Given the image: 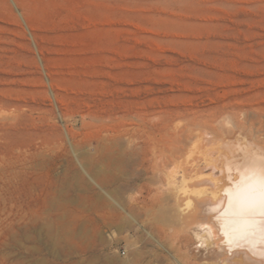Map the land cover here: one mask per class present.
<instances>
[{"label":"rangeland","instance_id":"374dc122","mask_svg":"<svg viewBox=\"0 0 264 264\" xmlns=\"http://www.w3.org/2000/svg\"><path fill=\"white\" fill-rule=\"evenodd\" d=\"M226 119L264 142V0H0V264H201L152 170L75 148Z\"/></svg>","mask_w":264,"mask_h":264},{"label":"bare ground","instance_id":"6f19581e","mask_svg":"<svg viewBox=\"0 0 264 264\" xmlns=\"http://www.w3.org/2000/svg\"><path fill=\"white\" fill-rule=\"evenodd\" d=\"M229 123L220 135L208 128L173 138H152L150 128L149 138L115 131L95 144L78 143L75 151L95 172L102 163L109 172L132 161L152 170L158 184L154 208L171 227L191 235L198 248L192 258L199 263L264 264V142L239 133L228 138Z\"/></svg>","mask_w":264,"mask_h":264}]
</instances>
